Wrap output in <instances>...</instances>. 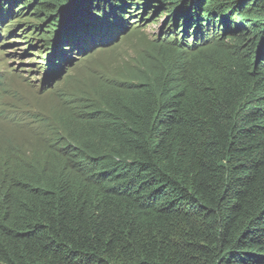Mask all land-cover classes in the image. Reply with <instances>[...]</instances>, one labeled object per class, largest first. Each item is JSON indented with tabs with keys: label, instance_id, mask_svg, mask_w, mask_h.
I'll list each match as a JSON object with an SVG mask.
<instances>
[{
	"label": "trees",
	"instance_id": "trees-1",
	"mask_svg": "<svg viewBox=\"0 0 264 264\" xmlns=\"http://www.w3.org/2000/svg\"><path fill=\"white\" fill-rule=\"evenodd\" d=\"M65 2L0 1L56 46L48 70L123 39L133 7L181 33L73 102L39 155L0 161V264H264V0H121L102 42L70 39L92 22Z\"/></svg>",
	"mask_w": 264,
	"mask_h": 264
},
{
	"label": "rangeland",
	"instance_id": "rangeland-1",
	"mask_svg": "<svg viewBox=\"0 0 264 264\" xmlns=\"http://www.w3.org/2000/svg\"><path fill=\"white\" fill-rule=\"evenodd\" d=\"M153 7H133L125 14L123 39L94 45L80 57L73 52L49 70L45 59L56 46L47 51L35 20L26 12L0 20V161L39 155L62 133L61 120L73 102L96 96L100 84L129 79L152 43L178 38L181 30L173 28L167 10ZM48 36L56 37L51 30Z\"/></svg>",
	"mask_w": 264,
	"mask_h": 264
},
{
	"label": "snow or ice",
	"instance_id": "snow-or-ice-1",
	"mask_svg": "<svg viewBox=\"0 0 264 264\" xmlns=\"http://www.w3.org/2000/svg\"><path fill=\"white\" fill-rule=\"evenodd\" d=\"M120 2L121 0H67L69 9L75 4L88 5L92 22L88 31L78 36L70 33V39H79L82 42H102L107 39L120 23V18L113 11ZM68 55L71 56V46Z\"/></svg>",
	"mask_w": 264,
	"mask_h": 264
},
{
	"label": "water",
	"instance_id": "water-1",
	"mask_svg": "<svg viewBox=\"0 0 264 264\" xmlns=\"http://www.w3.org/2000/svg\"><path fill=\"white\" fill-rule=\"evenodd\" d=\"M73 6H74V5H73ZM72 8H73V7H72ZM72 8H71V9H72ZM71 9L68 8V6H67V0H66V2L60 7L58 15H59L62 19L67 20V19H68V14H69V12L71 11Z\"/></svg>",
	"mask_w": 264,
	"mask_h": 264
},
{
	"label": "bare ground",
	"instance_id": "bare-ground-1",
	"mask_svg": "<svg viewBox=\"0 0 264 264\" xmlns=\"http://www.w3.org/2000/svg\"><path fill=\"white\" fill-rule=\"evenodd\" d=\"M58 64H60L59 61H58ZM58 67H59V65H56V66H54V69H56V68H58Z\"/></svg>",
	"mask_w": 264,
	"mask_h": 264
}]
</instances>
